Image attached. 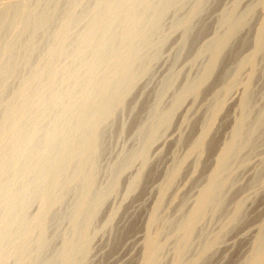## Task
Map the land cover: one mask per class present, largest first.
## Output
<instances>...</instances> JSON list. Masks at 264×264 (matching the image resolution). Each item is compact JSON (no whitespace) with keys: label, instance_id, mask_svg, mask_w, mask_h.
<instances>
[{"label":"bare ground","instance_id":"bare-ground-1","mask_svg":"<svg viewBox=\"0 0 264 264\" xmlns=\"http://www.w3.org/2000/svg\"><path fill=\"white\" fill-rule=\"evenodd\" d=\"M215 1L0 0V264H91L98 236L108 233L112 247L123 243L137 230V219L121 230L118 220L127 200L159 174L150 171L151 148L187 99L194 105L212 97L205 114L193 120L188 110L182 116L184 125H203L193 139L181 133L176 141L187 149L174 157L156 190L136 262L206 264L224 235L245 222L247 200L232 192L243 190H237V175L251 161L243 154L250 153L264 125V110L254 120L251 107L253 84L264 66V0L245 8V0H234L211 29L203 18ZM251 29L253 36L245 37ZM177 31L169 76L141 117L150 94L139 96L137 86L153 77V65ZM208 33L210 39L193 48ZM189 50V61L178 63ZM239 87L242 112L219 144L213 132L218 123H229L222 115ZM128 123H144L135 138ZM248 123L255 124L250 132ZM133 138L140 144L129 150ZM108 155L115 159L104 164ZM191 160L190 177L203 182L174 217L180 191L172 190ZM263 173L255 174L259 180L251 191L264 189ZM119 196L106 216L107 202ZM211 225L219 227L209 234ZM258 230L243 264H264V220Z\"/></svg>","mask_w":264,"mask_h":264},{"label":"rangeland","instance_id":"rangeland-1","mask_svg":"<svg viewBox=\"0 0 264 264\" xmlns=\"http://www.w3.org/2000/svg\"><path fill=\"white\" fill-rule=\"evenodd\" d=\"M233 1L234 0H216L213 7L210 9V11L205 13V17L203 19L207 23H209V24L211 23L210 24L211 29H214V28H212L213 27L212 24H214L217 21L222 9L226 8L227 6L229 7V4L231 2L233 3ZM252 1H254V0H245V2H243V4L248 3V2H249L248 4H250V2H252ZM242 6L245 8L248 5L245 4V6L244 5H242ZM259 15H260V13H259ZM257 17L260 18L259 16L256 15V17L253 19V25L257 24V22H258ZM252 30L253 29H251V31H249L247 33L245 32L244 34L245 35L247 34L245 37L250 35V37L249 36L248 37L251 38V35L253 32ZM209 32L211 33L212 31H209ZM210 33L204 35L203 38L201 40H199V43L197 42L193 48L196 49V47H198V44H200L202 42V40H203V42L201 44L206 43L208 41L206 39L207 38L210 39V37H208V35ZM248 33H250V34H248ZM173 34H174L173 37L171 35L172 38L171 39L169 38L170 40L167 41L162 48L164 50V53H163L162 57L160 58L161 60L157 61V63H155L153 65V77H151V74H149V76L147 75L138 84L140 87L137 86L138 89L136 88L137 89L136 92L139 94V96L142 95V93L147 94L149 92L148 94H150L149 95V102L144 107L141 117L146 118L148 113L150 112V110L153 108V106L155 104L154 98H155V96H156V94L160 88V84L163 80H165L169 76L170 65H172L173 61L176 59L175 56H176L177 50H175V47L178 46L177 44H179L178 42L180 39V33H178V31H177L176 33L174 32ZM242 36H243V34H242ZM242 38H244V37H242ZM239 40H241V38ZM238 43H239V41H238ZM170 48H171V50H168ZM173 48H174V50H173ZM168 51L170 54L168 53ZM193 52H194V50H189L188 52H186V54H184L185 56L181 57L180 62H178V63L183 62V60L184 61L186 60L185 62L189 61ZM242 54L246 55L247 54L246 50L242 51L240 53V56ZM228 59L229 58H227L225 61V66H229L231 61H232V60L229 61L230 59L229 60ZM261 69H262V71H264V66H262ZM262 71L259 72V73H261L260 74L261 76L258 74L259 76L257 75V77L254 81V84H253L255 86L254 93H256V94H254V97L252 99L253 102L251 104L252 112H253V114H255V116L254 115L252 116L254 118V120H256L255 118L259 117L258 114H260L264 110V98H262V97H264V75L262 74ZM194 72H195V70H194ZM222 73L225 74V70ZM220 75H221L220 78L218 77L219 79H221V77L223 78V76H225L222 74H220ZM242 77H241V79L245 78V75L243 78ZM183 79L184 78H182V80ZM139 91L141 93H139ZM259 91H262L263 94L260 92L261 93V95H260L258 93ZM232 93H231V95H230L231 97L229 98V101L227 103V107H226L225 112H224L225 114L223 113L224 115H222L223 118L225 117V115L227 116L226 118H228L229 123L228 122L227 123H218L219 125H217V127L215 128V131L213 132V135H212V138L216 139L217 143L219 142V144L224 143V141L230 137V135L233 131V128L236 125V123H232V122H233L234 118L237 117V115L239 116L242 112L241 108H240V101H241V98L243 95V89H241L239 87L238 89L233 90ZM137 97H138V95H137ZM211 98L212 97H209L208 100L201 101V102L199 100L194 105L191 103V101L189 99H187L186 100L187 102L185 101V104L184 103L182 104L183 107L181 106L182 108L180 107L181 108V109H179L180 111L179 110L177 111V115L175 116V119H174L175 122H173V125L171 124L169 126V128L165 131L163 136L159 140H157L156 141L157 143L155 142L156 144L154 143L153 147L151 148L152 149V151H151L152 155L151 156L153 157V159L151 162L152 166H150L151 167L150 171H151V173L152 172H158L159 174L156 177L151 178L148 182H146L144 185V188L140 192H138V194L135 195L134 198L132 197V198H129L127 200L128 207L126 206V209L127 208L128 209L125 210L126 213H124V215L121 216L122 218L123 217L124 218L121 220V217H120L118 220L119 224L117 223V225H118V228L120 227L119 229L121 230L123 227L126 228V226H128V227H129V225L131 226L133 221H135V219H137V221H136V224H138L137 230H135V232L127 234L124 237L123 243H121L117 247H115V246L112 247L107 243L109 240V237H110V235H108V233L105 234L104 236H98V238H95V242L93 241L94 248H93V252H92L93 258H92L91 264H137L136 261L139 260V257L141 254L140 252H142V240L144 237V228H143L144 223L143 222L146 220L148 209L151 208L150 205L153 204V202L155 200V196L157 194L156 190H158V188L160 186V182H162V180H163L164 174L168 171L167 168L171 169L172 166L175 164V162H174L175 158H176V160H178L177 158H179L181 154L184 155L183 153H185V151L187 149L186 148L187 146L185 145L187 143L179 145L177 147L176 141H178V139L182 135L185 136V138H187L188 140L193 139L194 137H196L198 135V133L201 129V126L203 125V123H186L184 125V123H182V120H183L182 118L186 115L188 110L190 112L189 115H191L193 117V120L197 116H201V113H202V115L205 114V111H206L205 109L207 108V106H205V105L210 104V102L212 101ZM133 100H135V99H133ZM133 100L130 102V105L131 104L133 105V103H135V101H133ZM142 101H144V100H142ZM202 107H204V108H202ZM239 108H240V110H239ZM193 110H195V111L193 112ZM203 110H204V112H202ZM195 112H197V113L194 115ZM234 115H235V117H234ZM256 116H258V117H256ZM143 124L144 123H128L127 124L128 133L130 135H133L132 137H134V136L136 137L138 128H140ZM253 127H255L254 123H248L246 131L250 132L253 129ZM118 131H116L115 133H118ZM134 133L136 135H134ZM181 133H182V135H181ZM257 135L258 136L255 139L257 142L251 145V147L253 146L250 149L251 154L248 153L249 149L243 154L245 157L251 156V158L249 157L251 161H250L249 165L244 170L243 169L240 170L239 175H237L238 176L237 180L239 181L237 190H239V191L241 189L244 190V186H246L245 187L246 190H244V191L241 190L240 193H238L236 190H234L235 193L232 192L234 194V196H238L241 199L247 200V204H246V213L248 214V215L246 214L247 218H246L245 222L243 221L244 223L243 222L241 223L242 225L240 224L241 226L239 225L237 227V229L232 230L231 232H228V234L224 235L222 242L218 246L217 253H215L213 255V257L210 256V259H208V261H206V264H243L245 258L250 253L251 243H252L253 239L255 238V236L257 235V230L259 229L260 224L264 220V189L263 188H261V189L257 188L258 191L257 190L251 191L249 188V187H251V185H254L257 183V182L253 181L254 179H255V181H256V179H258V178H256L257 176H255V174L258 175V173H259V175H260L261 173L264 172V171H262V170H264V168L260 171V169L264 165L263 164L264 163V159H263L264 158V138H263L264 137L263 136L264 135V125L260 128V130H258ZM261 135H262V137H261ZM259 137H261L260 138V140L262 139L261 141L259 139H257ZM134 138L127 142V145L128 146L130 145V147H128L129 150H132V149L134 150V148L136 149L140 144L139 140H134ZM120 144L121 145L118 144V146H120L119 148H121V146H122V143H120ZM131 145H133V146H131ZM257 145H258V147H257ZM114 146H115V147H113V148H115V149H113V150H115L114 152L115 153L119 152L118 151L119 149L117 150L118 146L117 145H114ZM252 149H254V152ZM116 150H117V152H116ZM251 150H252V152H251ZM115 153H114V156L116 157ZM213 154H214V152L211 155L212 157L209 155L210 157H208V159L213 160L214 159ZM108 156L110 157V160H107L109 158ZM108 156H107L108 158L106 157V159L104 160V164H107L110 161L115 159V157L112 158L113 155H108ZM211 160H208V161L211 162ZM105 161H107V162L105 163ZM192 161L193 160H191V162L188 164L186 170L184 171L185 173H183V176L181 178H179V180L176 182V184H175L176 186L174 187L175 190L174 191L172 190V193H174L175 191L177 192V190H178V193L180 191L176 205L174 204V209L171 211V215L173 212V216L175 215L174 213H176L177 210L180 208L182 203L189 197V195L195 194L194 191H197L198 185L203 182L202 179L200 180L198 178L199 176H197L198 179H196L194 177H190V174L192 171L190 168L191 167L193 168ZM173 162H174V164H172ZM189 166H190V168H188ZM257 171H259V172L257 173ZM259 175H258V177L260 178ZM129 178H130V174L126 175L124 177V181L127 183ZM126 179H127V181H126ZM104 180H105V177L103 176V177H101V181H99V182L101 183ZM252 183H254V184H252ZM241 184L244 185V186H242L243 188L240 187ZM177 186H179L178 188H180V189H177ZM247 188H249V189L247 190ZM253 192L255 194H253ZM250 196H251V198H250ZM247 197L249 199H247ZM109 201H110V203H109ZM109 201L107 202L108 206L106 205V209H105L106 213L103 212V213H105V215L109 214L111 212V210H113L115 208L114 206L119 204L120 196L116 197V198H112ZM127 203H126V205H127ZM149 206H150V208H149ZM106 210L109 212H107ZM135 213H136L137 218H135ZM103 217H104V215H103ZM64 225L65 224H63L62 226H64ZM216 227H217V225L216 226L211 225L209 228V232H210L209 234L214 232ZM218 227H219V225H218ZM192 253H194V251Z\"/></svg>","mask_w":264,"mask_h":264}]
</instances>
